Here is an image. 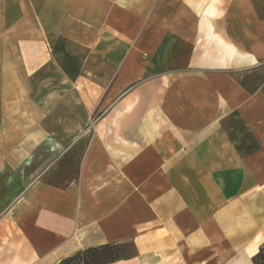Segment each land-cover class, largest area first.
I'll return each instance as SVG.
<instances>
[{
    "label": "crops",
    "instance_id": "1",
    "mask_svg": "<svg viewBox=\"0 0 264 264\" xmlns=\"http://www.w3.org/2000/svg\"><path fill=\"white\" fill-rule=\"evenodd\" d=\"M255 264L264 0H0V264Z\"/></svg>",
    "mask_w": 264,
    "mask_h": 264
},
{
    "label": "trees",
    "instance_id": "2",
    "mask_svg": "<svg viewBox=\"0 0 264 264\" xmlns=\"http://www.w3.org/2000/svg\"><path fill=\"white\" fill-rule=\"evenodd\" d=\"M130 246H132V243L129 242H113L89 246L62 258L56 264H108L132 257V255L127 254ZM253 261L255 264H264V246L253 256Z\"/></svg>",
    "mask_w": 264,
    "mask_h": 264
},
{
    "label": "rangeland",
    "instance_id": "3",
    "mask_svg": "<svg viewBox=\"0 0 264 264\" xmlns=\"http://www.w3.org/2000/svg\"><path fill=\"white\" fill-rule=\"evenodd\" d=\"M129 243H132V242H129ZM127 254H130L132 256L135 254V249H134L133 243H132V246L128 247Z\"/></svg>",
    "mask_w": 264,
    "mask_h": 264
}]
</instances>
